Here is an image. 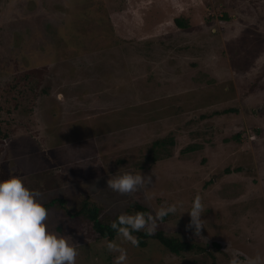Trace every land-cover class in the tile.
<instances>
[{
	"label": "rangeland",
	"instance_id": "1",
	"mask_svg": "<svg viewBox=\"0 0 264 264\" xmlns=\"http://www.w3.org/2000/svg\"><path fill=\"white\" fill-rule=\"evenodd\" d=\"M0 105V195L15 173L66 201L57 216L139 205L150 232L194 245L107 242L67 215L60 233L53 210L29 233L9 209L0 264L22 246L47 264H264V0H0Z\"/></svg>",
	"mask_w": 264,
	"mask_h": 264
},
{
	"label": "trees",
	"instance_id": "2",
	"mask_svg": "<svg viewBox=\"0 0 264 264\" xmlns=\"http://www.w3.org/2000/svg\"><path fill=\"white\" fill-rule=\"evenodd\" d=\"M174 25L178 29L189 28V24L186 20H184V17L175 19ZM18 82L19 81L17 80V84ZM21 88L25 89V87L23 86ZM13 89H15V87H13ZM29 91H31V89H29ZM23 93L24 90H19L16 95H23ZM15 106L16 104L13 108H15ZM1 108L2 107L0 105V110ZM229 110L230 109H225L223 112L226 113ZM1 116L2 115L0 114V157L2 158V160H9L13 156L9 155V148H7L2 154V143L11 139L10 132L12 131L8 123L4 122L5 125L3 124V119H1ZM162 143L163 141H161L160 143H158V141H153L152 146L158 145L161 147ZM196 146L188 148L195 150L198 148ZM152 148L149 149L150 155L148 154L149 156L147 158L150 160H155L156 158H158V154ZM240 170L241 169H236V171ZM226 172H228V170H226ZM13 176L14 178L11 180L8 178L10 182L7 183L5 190L0 195V222L6 212L9 209H13L19 214L23 215V226L26 231H28L29 233L42 231L43 228H45L42 221H45L44 218L47 217V215H50L48 212L53 210V214H56L58 208H64V204H66V201L59 198L48 199L47 197H42L40 193H35L34 190L36 189V186L32 181H30L31 184L28 186L24 185L23 188L17 187L18 178L15 177V173L13 174ZM2 185L5 184L1 182V186ZM38 195L41 196L39 200L34 198ZM99 212V208L91 206L88 202H83L81 206H79V209L71 210L70 207H67L64 209L63 214H60L59 216H57V214L53 216L51 215L50 217L48 216L47 222L52 224V227H55L56 231L64 233L66 226L69 224L65 223L67 220H65L64 215H67L68 217L70 216L72 218L82 217V220L89 221V224L91 225L94 233L99 236L101 240H106L107 242H113L117 239L124 238L125 240H130V242L133 241V248H145L148 245V239H151V241L156 240L159 245L163 246L165 250L176 256L181 255L182 252H189L194 248V245L187 242H181L179 241V239L172 237L171 235L168 236L158 231L150 232V228H148L147 226L148 219L145 217L147 210L139 205L132 206V212L134 214L133 216L124 217L118 215L109 220H107L106 218L107 222L99 218ZM167 216L168 214H165L161 217V219H164ZM72 224L73 223H71V225ZM48 226L50 227L49 224ZM19 238V235H13L10 238L9 243H14L19 240ZM53 245H55V243ZM36 246L41 249L40 241H36ZM17 250L19 251L17 253V256H21L23 258V262L21 264H31L35 260V264H47L49 262H52L44 258L48 254V252H40L41 255H43L44 253L45 254L43 256L39 255V259V257H37L38 253L35 256L32 251H27L23 246L17 248ZM124 252L122 251V253ZM7 253L12 254L13 252L8 249ZM55 254L56 252H50L49 256L50 258H52V260H55L56 258L58 259L59 256L53 257ZM124 254H126V252ZM191 261L192 263L196 262L195 260Z\"/></svg>",
	"mask_w": 264,
	"mask_h": 264
},
{
	"label": "clouds",
	"instance_id": "3",
	"mask_svg": "<svg viewBox=\"0 0 264 264\" xmlns=\"http://www.w3.org/2000/svg\"><path fill=\"white\" fill-rule=\"evenodd\" d=\"M1 221H2V220H1ZM0 223H1V222H0ZM14 243L18 244V243H19V240H17V241H16V242H14ZM14 243H13V244H14Z\"/></svg>",
	"mask_w": 264,
	"mask_h": 264
}]
</instances>
